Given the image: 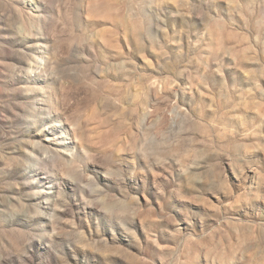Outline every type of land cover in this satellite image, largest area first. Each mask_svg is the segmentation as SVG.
<instances>
[{"label":"rangeland","instance_id":"1","mask_svg":"<svg viewBox=\"0 0 264 264\" xmlns=\"http://www.w3.org/2000/svg\"><path fill=\"white\" fill-rule=\"evenodd\" d=\"M0 264H264V0H0Z\"/></svg>","mask_w":264,"mask_h":264}]
</instances>
